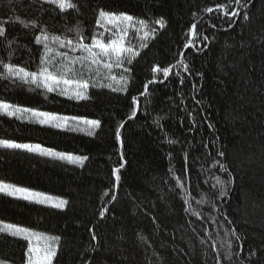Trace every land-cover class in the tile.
<instances>
[{"label": "trees", "instance_id": "trees-1", "mask_svg": "<svg viewBox=\"0 0 264 264\" xmlns=\"http://www.w3.org/2000/svg\"><path fill=\"white\" fill-rule=\"evenodd\" d=\"M71 2L76 8L61 12L42 0H0L5 28L0 101L100 121L88 135L0 115V139L88 157L81 167L0 148L1 181L68 201L59 209L0 193V222L59 236L52 264H216L217 255L221 264H264V0ZM222 4L240 15L229 19L217 10ZM210 7L214 11L206 12ZM100 10L143 19L148 30L155 29L147 47H141L142 34L128 31L126 46L140 54L126 65L129 73L113 69L128 77L126 90L102 87L111 81L98 77L87 89L89 99L77 100L2 78L4 64L39 70L44 49L35 42L37 36L75 41L78 29L90 43L94 33L105 31L97 26ZM159 19L165 21L163 28L154 23ZM193 24L201 35L194 47L185 48ZM181 59L190 71L177 66L167 79L152 71ZM154 76L156 82L149 84ZM121 123L123 147L116 139ZM220 164L228 171L221 172ZM115 168H120L118 185ZM216 177L225 182L226 195L213 187ZM202 199L205 203H198ZM233 229L239 239L226 235ZM226 241L232 245L231 260L224 259ZM27 247L26 240L0 233V264H26Z\"/></svg>", "mask_w": 264, "mask_h": 264}, {"label": "snow or ice", "instance_id": "snow-or-ice-1", "mask_svg": "<svg viewBox=\"0 0 264 264\" xmlns=\"http://www.w3.org/2000/svg\"><path fill=\"white\" fill-rule=\"evenodd\" d=\"M42 2L55 4L61 12L76 8V5L72 3L71 0H42ZM235 2L240 4V0H235ZM241 7H243V5H241ZM217 10L223 11L224 15L229 16V19L240 15L238 11L228 13L226 6L223 4L218 5ZM205 11L211 13L214 9L210 7L206 8ZM244 19L247 20L249 17L245 15ZM154 23L160 25L161 28L165 26V21L163 19L156 20ZM108 24L112 25L114 31L107 27ZM97 26L103 27L105 31L94 33L90 43L84 42L86 38L78 29L76 31L77 39L75 41L71 39H61L57 36L49 37L47 34L37 36L35 42L37 44L42 43L44 49L41 55L39 70L37 72H29L24 68L15 67L11 64H4L7 75L2 78L14 77L23 84L35 85L37 88H42L49 93L58 92L60 95H66L69 99L77 100L89 99L87 89L90 87L91 82L98 77L111 81L108 85H101L102 87L107 86L112 88L113 91L126 90L128 77L124 75L117 76L114 74L113 69L120 68L124 73H129L131 69L126 65L132 64L133 58L140 54L138 51L134 50V47L126 46L128 31L130 28H135L137 33L142 31L143 35L140 36L139 39L145 41V43H142L141 47H147L146 41L149 37H154L155 29L148 30V22L143 19H135L128 14H116L104 10L99 11ZM213 27H215V25H213ZM196 29V24H193L187 34L189 38L186 40L185 48L195 46L196 39L201 35ZM69 31H72V29H69ZM105 32L110 33L107 42H105ZM4 35L5 28L0 26V37ZM207 39L206 36L203 37V40L206 41ZM51 45H57L58 48H53ZM64 48H67L68 51L58 50ZM69 52L73 53V55H69ZM77 52L80 53L79 56L74 55ZM181 56H183V53H181ZM56 57H59V59L57 60ZM77 65H79V68H77ZM177 66L183 68L185 72L190 71L184 59L179 60L177 65H172L171 67L160 68L156 66L152 71L153 73L162 72L163 77L167 79L172 70ZM85 73H87V78H84ZM176 74L180 75L179 73ZM155 82L156 77L154 76L148 83L151 84ZM180 82L183 83V77H181ZM113 85H119V89L113 87ZM144 87L146 93L148 84ZM145 93H141V95ZM132 103L136 105L137 108L139 107L137 97H132ZM0 115H7L9 117L15 116L17 119H26L30 123L35 122L40 125H46L61 130L86 131L88 135H93V130L100 127V121L98 120H89L77 116H61L32 108H22L2 101H0ZM135 115L136 109L133 110L129 119L134 118ZM81 125L85 127L80 128ZM123 127L124 124L121 123L116 131L117 141H121L119 129ZM169 142L173 143L174 141ZM121 147H123L122 141ZM0 148L25 150L55 159L67 160L70 163L79 164L81 167L83 166V161L88 159L87 156H73L62 152H56L52 149L44 148L40 144L17 143L5 139H0ZM218 155L223 157L225 154L219 152ZM121 159H123V154L121 155ZM121 167H123V164H121ZM219 170L221 172L228 171L224 164H220ZM119 172L120 168L113 169V176L115 177L117 185L120 181ZM229 177L227 183L232 182L230 174ZM224 183L225 182L222 181L220 177H216V185H213V187L219 186L221 196L227 194L224 191ZM179 186L183 187V185ZM0 193L40 204L52 201L51 206L59 209H63L68 204V201L65 199L53 197L42 192L31 191L27 188L18 187L3 181H0ZM104 195L107 196L108 193L105 192ZM115 199L116 197L113 195L112 200ZM185 203L187 204L188 201L185 200ZM198 203H205V201L202 199L198 201ZM213 207H215V205H213ZM107 211L108 209L105 208L100 212L101 219L104 218ZM193 215L198 216L199 213L193 212ZM229 223H231V221H229ZM3 232H7L13 237L22 238L28 242L27 251L25 253L27 257L26 264H52L53 259L57 255V246L61 239L59 236H50L27 227L0 222V233ZM226 235L236 236V238L239 239L234 229L230 233H226ZM92 239L95 240L96 236L93 235ZM225 243L227 244V249L224 253V259L231 260L233 255L231 242L226 241ZM223 246L222 244L221 247ZM212 248L216 250V245L213 244ZM216 264H221L219 255L216 257Z\"/></svg>", "mask_w": 264, "mask_h": 264}, {"label": "rangeland", "instance_id": "rangeland-1", "mask_svg": "<svg viewBox=\"0 0 264 264\" xmlns=\"http://www.w3.org/2000/svg\"><path fill=\"white\" fill-rule=\"evenodd\" d=\"M110 27H112V25L111 24H108ZM138 27V26H137ZM130 29H134V32L136 33V35H138V34H142L143 35V32L141 31V32H139V33H137L136 32V30H135V28H130ZM6 103H8V102H6ZM11 141V140H10ZM14 142H16V141H14ZM18 143V142H17ZM26 144H34V143H26ZM42 146V145H41ZM1 181V180H0ZM3 182H5V181H3ZM6 183H8V182H6ZM11 184V183H10ZM18 187H20V186H18ZM23 188H26V187H23ZM27 189H29V190H31V191H35V192H42V191H38V190H35V189H31V188H27ZM42 193H45V192H42ZM45 194H47V193H45ZM47 195H50V194H47ZM50 196H53V195H50ZM53 197H56V196H53ZM59 198V197H58ZM60 199H62V198H60ZM45 204H49V205H51L52 204V201H48V202H46Z\"/></svg>", "mask_w": 264, "mask_h": 264}]
</instances>
